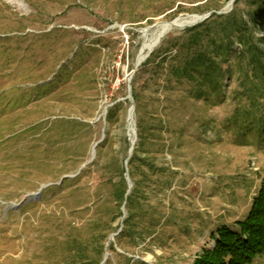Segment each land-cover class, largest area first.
<instances>
[{
	"label": "rangeland",
	"instance_id": "rangeland-1",
	"mask_svg": "<svg viewBox=\"0 0 264 264\" xmlns=\"http://www.w3.org/2000/svg\"><path fill=\"white\" fill-rule=\"evenodd\" d=\"M252 6L0 0V264H192L217 225L247 214L264 145L255 134L240 141L229 123L251 104L242 84L254 73L236 56L246 47L231 36L222 92L209 101L172 69L199 49L221 60L211 40L248 23ZM188 15L203 20L165 34L136 65L145 29L150 38L157 23ZM202 22L212 37L199 48L186 30ZM253 36L264 52V34Z\"/></svg>",
	"mask_w": 264,
	"mask_h": 264
},
{
	"label": "trees",
	"instance_id": "trees-1",
	"mask_svg": "<svg viewBox=\"0 0 264 264\" xmlns=\"http://www.w3.org/2000/svg\"><path fill=\"white\" fill-rule=\"evenodd\" d=\"M253 9L249 12V22L233 21L224 26L223 32L227 31L226 36L220 42L215 38L211 40L213 53L217 56H223L219 61L207 57L206 51L200 50L203 44V38L212 37L209 31L212 28L205 26L204 22L195 25L186 30L189 34L190 42L194 46H199V51L193 53L181 66H175L172 69L175 77L179 81L187 79L197 82L189 85L190 93L196 99L211 100L214 95L222 92V80L224 71L220 65L229 61L230 51L232 49V35H237L238 41L244 44L245 51L236 54L240 62L248 65L253 70V78H247L249 81L243 82V88L246 93L242 94L250 99L249 107L239 109L233 119L229 120L231 128L237 133V139L245 141L251 135H256V140L260 145H264V103L259 102V97L264 99V52L256 47L251 41L255 31L264 34V0H252ZM251 23V26H249ZM203 27L204 30H199ZM215 37V36H214ZM217 37V36H216ZM264 42V39H262ZM254 77H257L254 80ZM209 82L208 86L216 92L212 94L202 88ZM247 84V85H246ZM207 132V128L199 135ZM142 141V137L141 140ZM132 159L130 162H132ZM127 184L123 180L121 188L117 193V200L120 205L126 202V206L132 197L127 194ZM127 222V220L125 221ZM130 227V225H128ZM122 233V232H121ZM211 236L215 239L213 247H205L203 252L197 256L192 264H251L254 260L264 254V179L259 186L257 193L251 197V205L247 209V214L243 218L235 220V224L229 226L222 223L211 231ZM112 249L113 246H111ZM135 262V261H134ZM140 264H147L139 261ZM97 264V263H94Z\"/></svg>",
	"mask_w": 264,
	"mask_h": 264
},
{
	"label": "bare ground",
	"instance_id": "bare-ground-1",
	"mask_svg": "<svg viewBox=\"0 0 264 264\" xmlns=\"http://www.w3.org/2000/svg\"><path fill=\"white\" fill-rule=\"evenodd\" d=\"M202 16L199 15H188V16H180L172 21H163L157 23L153 28V34L149 38L148 37V29L143 31L145 41L141 47L140 53L137 57L136 65L139 66L148 56V54L156 47V45L160 42V40L170 32L171 30L178 28L183 29L187 26L193 25L199 21H201ZM134 110L130 109L129 111V128H130V135L134 137Z\"/></svg>",
	"mask_w": 264,
	"mask_h": 264
},
{
	"label": "water",
	"instance_id": "water-1",
	"mask_svg": "<svg viewBox=\"0 0 264 264\" xmlns=\"http://www.w3.org/2000/svg\"><path fill=\"white\" fill-rule=\"evenodd\" d=\"M202 20H203V17H202L201 21H202ZM133 149H134V143H132V147H131V149H130V152H132Z\"/></svg>",
	"mask_w": 264,
	"mask_h": 264
}]
</instances>
